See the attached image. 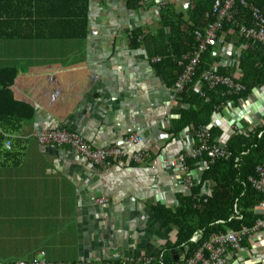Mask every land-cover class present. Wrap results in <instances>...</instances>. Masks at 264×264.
Masks as SVG:
<instances>
[{"label": "crops", "instance_id": "obj_1", "mask_svg": "<svg viewBox=\"0 0 264 264\" xmlns=\"http://www.w3.org/2000/svg\"><path fill=\"white\" fill-rule=\"evenodd\" d=\"M159 1L174 5L190 21V0ZM23 3L20 0L21 7ZM126 4L127 0H88L84 38L60 39L62 32L71 33L72 28L60 25L62 20H46L43 10L40 24L13 27L26 38L0 40V68L18 69L14 96L34 109V117L11 135L12 150L0 146V263L35 258L60 263L156 260L165 252L177 261L187 252L185 245L174 246L175 226L156 222L155 209L175 213L191 197L207 164L215 162L203 155L197 159L198 166L190 170L187 165L188 171L162 164L169 154L188 155L198 144L197 129L174 131L186 107L178 102L176 80L168 86L156 71L167 51L166 41L153 39L160 28L158 0H142L136 10ZM142 29L149 32L148 38L134 44L132 33ZM228 32L229 39L222 35L217 48L208 52V70L240 84V58L251 41L232 29ZM256 45L252 43V49ZM170 72L165 69L167 79ZM203 73L195 77L197 87ZM243 88L237 94L223 88V96L238 97ZM201 127L209 132L218 129L220 135L212 144L225 148L234 135L263 128L264 85L237 102L227 98L208 125ZM56 129L79 134L92 148L142 150L150 155V163L118 160L104 169L68 147H42L36 135ZM136 135L143 143L129 144L128 138ZM212 188L206 182L201 193L212 196ZM102 199L105 202L99 203ZM263 202L255 215L264 214ZM227 264H264V229L245 238L237 251L228 252Z\"/></svg>", "mask_w": 264, "mask_h": 264}, {"label": "trees", "instance_id": "obj_2", "mask_svg": "<svg viewBox=\"0 0 264 264\" xmlns=\"http://www.w3.org/2000/svg\"><path fill=\"white\" fill-rule=\"evenodd\" d=\"M22 7L20 0H0V40L26 38L21 33L14 32V26L24 28L29 25L40 24L41 11H46V20L58 19L60 24L72 28V32L65 31L60 39L84 38L86 36V12L88 0H23ZM69 3L66 7L62 3ZM215 0H190L188 3L189 22L185 21L183 15L175 11L174 5L167 4L159 12L160 28L153 38L155 42L166 41L164 57H160L156 64V71L162 76L168 86H172L178 74L182 72V59L187 53L196 47L194 32L204 30L214 22L212 7ZM250 6L260 10L264 16V0H245ZM142 0H127V8L136 10L142 6ZM27 4L31 6L29 9ZM30 13H23V10ZM237 13L233 19L249 26L251 18L246 9L240 5L236 6ZM71 20V21H70ZM28 21H30L28 23ZM47 23V21H46ZM232 29L234 34L238 33L232 23H225L219 37L222 35L229 39L228 30ZM149 32L145 29L132 33L134 44L146 40ZM142 39V40H141ZM242 39H244L242 37ZM246 40V39H244ZM252 42L242 53L239 68L242 74L240 84L245 91L239 96H223V88L208 91L202 88L204 96H200L192 87L188 86L179 95V103L186 107L182 110L180 119L175 122L176 132L192 127L199 129L207 126L210 116L215 113L216 108L224 103L227 98L233 102L243 99L254 88L264 85V52L261 45L252 49ZM257 50V51H256ZM168 53V54H167ZM170 54V56H169ZM209 53H205L196 76L208 71L211 64ZM181 61V62H180ZM179 62L181 65H179ZM165 69H169L170 77L166 78ZM173 72L175 75L173 76ZM220 74L229 75L226 70H220ZM19 75L15 67L0 68V146L10 152L13 148V133L21 129V124L34 117V109L27 103L18 101L14 96L13 86ZM211 143L217 140L220 131L210 128ZM259 135V136H258ZM10 142L11 149H6V143ZM1 148V147H0ZM229 157L218 160L214 164H207V169L202 175L198 184H194L192 195L175 213L166 211L163 208H156V222H163L165 226L173 225L177 228L175 247L185 245L189 258L211 235L225 233L227 230L239 231L242 227L252 228L256 221L264 219L255 215V208L264 201L259 193L255 192L248 183L249 177L256 175V167L263 161L264 152V127L256 128L254 133L248 135H234L226 145ZM154 158V157H153ZM202 158L208 159L206 156ZM188 159V161H187ZM186 164L193 169L199 165V158H187ZM192 159V160H191ZM207 161L208 160H205ZM210 182L213 186L212 196H205L201 193L204 183ZM225 192V193H223ZM223 197L216 199L214 195ZM206 200V201H205ZM198 233L199 239L192 241L193 236ZM176 261L169 257L167 252L157 257L153 264H174Z\"/></svg>", "mask_w": 264, "mask_h": 264}, {"label": "built area", "instance_id": "obj_3", "mask_svg": "<svg viewBox=\"0 0 264 264\" xmlns=\"http://www.w3.org/2000/svg\"><path fill=\"white\" fill-rule=\"evenodd\" d=\"M167 5L166 1L158 0V10L163 9ZM240 5L246 9L251 18L249 26L240 24L233 19L236 15V6ZM157 11V10H156ZM212 15L215 18L208 27L204 30H196L194 38L196 47L193 51L187 53L183 57L182 72L178 75L174 90L176 94H180L188 86H192L196 92L202 95V86H208L210 89L216 87L226 88L230 93L237 94L244 90L243 86L236 83L232 78L219 76L216 73L208 70L201 75L199 79L200 86L197 87L195 77L200 68L202 57L210 49H216L219 43V33L223 29L225 23H232L235 30L238 31L246 40L254 44L264 46V16L254 6H250L245 0H215L212 7ZM198 137L197 146L192 149L188 155H172L169 154L163 160L162 164L170 166L172 164L179 165L183 171H188L186 164L187 158L196 159L206 156L211 162H216L229 157V152L224 146H218L211 143V135L207 127H200L196 131ZM38 143L42 147L50 149H59L68 147L75 151L80 157L88 161L94 166L100 168H109L118 160H127L136 165H145L150 163V155L146 152L136 151L128 152L123 147H106V148H92L86 141L77 133H72L66 130H48L39 132L36 135ZM129 144L141 145L143 140L139 136H131L128 138ZM6 149H11L10 142L6 143ZM249 183L252 188L264 196V163L256 168V177L249 178ZM190 184V179H188ZM191 185V184H190ZM105 200H99V203H104ZM264 206V202L262 204ZM264 229V220H258L252 228H242L240 231H227L226 233L214 234L205 241L189 258L182 255L174 264H227L228 252L237 251L247 237H250L254 232ZM199 239V236H198ZM44 254L41 253V256ZM154 258H128L119 262L98 263L90 259L82 260L76 263H60L48 262L42 258H35L31 262L18 261L15 263H0V264H153Z\"/></svg>", "mask_w": 264, "mask_h": 264}, {"label": "water", "instance_id": "obj_4", "mask_svg": "<svg viewBox=\"0 0 264 264\" xmlns=\"http://www.w3.org/2000/svg\"><path fill=\"white\" fill-rule=\"evenodd\" d=\"M198 239V234H195L194 238H193V242H196ZM84 260H88V259H84Z\"/></svg>", "mask_w": 264, "mask_h": 264}]
</instances>
